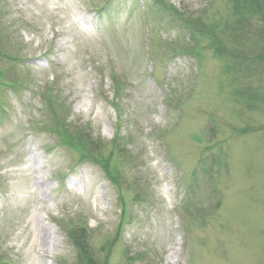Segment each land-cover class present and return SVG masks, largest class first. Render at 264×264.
<instances>
[{
  "label": "rangeland",
  "instance_id": "obj_1",
  "mask_svg": "<svg viewBox=\"0 0 264 264\" xmlns=\"http://www.w3.org/2000/svg\"><path fill=\"white\" fill-rule=\"evenodd\" d=\"M158 1L0 0V264H78L79 219L97 264H264V37H230L233 0H163L192 30Z\"/></svg>",
  "mask_w": 264,
  "mask_h": 264
},
{
  "label": "trees",
  "instance_id": "obj_2",
  "mask_svg": "<svg viewBox=\"0 0 264 264\" xmlns=\"http://www.w3.org/2000/svg\"><path fill=\"white\" fill-rule=\"evenodd\" d=\"M232 8L234 9V13L237 17V24L238 25H243V26H237V28L235 27L233 30H231V34L230 37L232 36L233 33H243L246 35H249L250 30L252 31V33H254L256 36L259 37H264V0H233L232 1ZM158 5L163 8V9H167L170 13H173V16L179 20L182 19V23L185 24L186 26L189 27V30H192L191 28V23L189 22V19L184 18V16L179 13L176 9H174L173 6H168L164 5L163 0H159L158 1ZM255 16H258L257 19H253ZM188 20V21H187ZM252 23H260L263 25V29L262 30H256L253 32L252 30ZM228 37V39L230 38ZM2 42V47H0V55L2 54H7V53H13V50H10V48H8V46H5V41L4 39H0ZM241 46L244 49V45L241 44V41H239L238 39H235V43L232 45H224L222 43H220V45L218 46V53L220 54V58H225L224 61H227V63L229 65L232 66H236V67H243L245 68H249L250 64L252 63H248L249 62H255V60L257 59V56H254L253 58L250 56L249 58H247L245 56V54H238L235 52H232L231 49L233 46ZM252 52V51H250ZM229 61V62H228ZM7 75H9V73H7ZM18 79H15V81H17ZM9 79L8 77L5 80V72H0V86L3 88H11V89H16L17 84H22V81H19L17 83H12V82H8ZM18 88H20L18 86ZM54 91V89H53ZM52 90L51 92H48V94L46 95V97H49L51 99L52 97ZM56 102L53 101L51 104H55ZM61 105V104H60ZM60 110L57 113L56 108H54L55 111V126L54 128L58 131L57 132V136L58 138L63 142L64 145L66 146H71L76 152L79 153L81 162L83 163H88V164H92V165H101L103 167V169L105 170V174L107 175V177L113 182L114 185L117 184V177L119 178V176L121 177L120 173L116 172H112L111 168L109 167L108 163H106L105 160V156L101 153V146L98 148H93L92 147H88L89 151L87 152L85 150V146H87V141H86V135L84 132L80 131L79 129H77V131H75V136L76 138L74 140L76 141H72L70 135V130L67 126V124L65 123V120L63 121V116H61V109H63L62 105L59 106ZM3 110V109H2ZM2 112V111H1ZM6 113L4 110L2 112V114L5 116ZM84 143L86 145H84ZM122 141H120L119 139H116V141L114 142V146L116 147L118 154L120 153H125L124 150L122 149L121 146ZM100 144V143H98ZM101 145V144H100ZM120 149V150H119ZM82 220H78L76 222V224L74 226L70 225V226H66L65 224H63L61 226V228L63 229V231H65L67 233V235L69 236V238L71 239V241L73 242L75 247H79V249L81 250V254L79 255V263L78 264H97L89 255V249L88 247L84 246L81 244V241L79 240L80 235L82 234L81 229L82 228H86L84 223L81 222ZM83 230V229H82ZM81 231V232H78ZM81 258V260H80Z\"/></svg>",
  "mask_w": 264,
  "mask_h": 264
},
{
  "label": "bare ground",
  "instance_id": "obj_3",
  "mask_svg": "<svg viewBox=\"0 0 264 264\" xmlns=\"http://www.w3.org/2000/svg\"><path fill=\"white\" fill-rule=\"evenodd\" d=\"M47 230V229H46Z\"/></svg>",
  "mask_w": 264,
  "mask_h": 264
}]
</instances>
